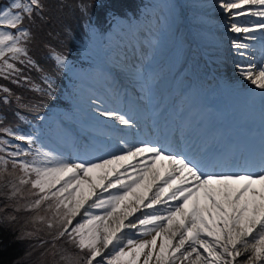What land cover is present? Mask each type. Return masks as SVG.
Masks as SVG:
<instances>
[{
    "label": "snow or ice",
    "instance_id": "obj_1",
    "mask_svg": "<svg viewBox=\"0 0 264 264\" xmlns=\"http://www.w3.org/2000/svg\"><path fill=\"white\" fill-rule=\"evenodd\" d=\"M216 6L241 58L235 69L264 104V0H216ZM44 11L43 0L0 2V80L54 99V74L32 57L35 34L25 25ZM50 55L57 68L70 67L64 53ZM33 70L43 86L33 82ZM0 92V103L17 105V120L27 121L25 113L44 120L43 101L13 96L3 84ZM93 104L111 122L107 141L75 157L51 148L39 130L22 131L0 117V195L13 212L33 213L17 239L47 229L51 254L63 264H264V145L226 174V160L199 149L140 139L139 120L119 101L111 106L97 97ZM0 220L13 223L17 216ZM29 224L34 231L26 230Z\"/></svg>",
    "mask_w": 264,
    "mask_h": 264
},
{
    "label": "trees",
    "instance_id": "obj_2",
    "mask_svg": "<svg viewBox=\"0 0 264 264\" xmlns=\"http://www.w3.org/2000/svg\"><path fill=\"white\" fill-rule=\"evenodd\" d=\"M87 1L43 0L45 5L44 18L36 17L34 23L25 20V24L35 34V40L32 43L35 56L48 46L58 48L61 45L62 40L65 39L64 33L72 31L73 24L79 20L84 12L81 10V4H84L86 9L94 10L93 6L87 4ZM93 3L94 0L92 5L96 6ZM31 72H34V70ZM29 97L30 95L28 94ZM3 191L7 192V189ZM10 203V201L3 198V195H0V217L17 216V221L13 223L4 224L0 220V264H59L54 257L37 256L39 255L38 250L41 248L37 245L40 244L41 239L47 240V244L51 246L52 241L47 235V229L39 231L35 237L17 239L25 219L31 216V213L26 211L13 212L10 207H5V205ZM36 227L42 226L37 225ZM26 230L34 231L35 229L29 224Z\"/></svg>",
    "mask_w": 264,
    "mask_h": 264
},
{
    "label": "bare ground",
    "instance_id": "obj_3",
    "mask_svg": "<svg viewBox=\"0 0 264 264\" xmlns=\"http://www.w3.org/2000/svg\"><path fill=\"white\" fill-rule=\"evenodd\" d=\"M223 14V13H222ZM224 17L220 20V23H219V26H220V29L221 30H224L225 31V27H224V25H225V15H223ZM226 40H227V38H226ZM226 46H228V49H230L231 47H230V45L229 44H227ZM228 54H231V53H233V51H228L227 52ZM120 57H121V59H119L117 62H118V64L120 65V66H122V67H127V63H126V61H125V58H124V55L123 54H121L120 55ZM131 74L133 75V76H135L136 78H137V74L135 73V72H131ZM130 77H131V75H130V73H127V72H123V75H122V78H126L127 80H130ZM138 82H139V85H140V87L139 88H141V92H142V95H141V98H143V95H144V93L146 92V89L144 90L143 89V87L145 88V84H144V81L142 80H138ZM134 85H135V87L134 88H136L137 87V85H136V81L134 82ZM162 100V97L160 98V101ZM144 107L146 108V103H144ZM99 117V116H98ZM103 122H105L106 123V125H107V127H109V125L111 124V122L110 121H107L106 119H104L103 117H99ZM109 133V132H108ZM107 133V134H108ZM98 137H100V138H103V139H105L106 141H107V136H106V134H96ZM102 155H104V152L102 151ZM131 231H134V230H130V232ZM150 238V237H149Z\"/></svg>",
    "mask_w": 264,
    "mask_h": 264
},
{
    "label": "rangeland",
    "instance_id": "obj_4",
    "mask_svg": "<svg viewBox=\"0 0 264 264\" xmlns=\"http://www.w3.org/2000/svg\"><path fill=\"white\" fill-rule=\"evenodd\" d=\"M214 1H215V0H214ZM189 2H190V3H195L196 0H190ZM192 7L194 8L195 5L192 4ZM202 10H203L205 13H207V17H206V19L212 21L211 24H207V25H212V24H214V20H215L216 18H219V17H217V16H214V15L210 12V10H209L208 7L204 8V9H202ZM213 28H214V27H213ZM99 41H100V40H99ZM98 44H100V42H98ZM5 179H7V177H6ZM31 215H33V213H31ZM58 246H59V245H58ZM38 251H39V253H42V254L46 252V253L49 255V257H53L52 254H51V249H50V247H49L48 244H45V245H44L43 247H41ZM33 252H35V250H33ZM26 253H27V252H26ZM54 258H56V259L58 260V263H59V264H63V262L60 260L59 255H57V256L54 257Z\"/></svg>",
    "mask_w": 264,
    "mask_h": 264
}]
</instances>
